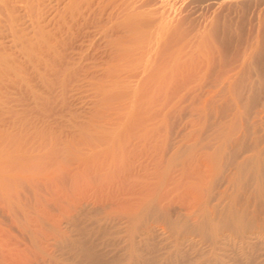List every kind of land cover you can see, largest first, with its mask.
Segmentation results:
<instances>
[{"label":"rangeland","instance_id":"374dc122","mask_svg":"<svg viewBox=\"0 0 264 264\" xmlns=\"http://www.w3.org/2000/svg\"><path fill=\"white\" fill-rule=\"evenodd\" d=\"M189 1L172 36L202 24L204 39L191 34L185 67L171 86L142 94L143 108L129 115L136 121L98 139L73 131L85 107L74 104L88 99L59 86V25L42 22L45 36L31 37L27 20L48 2L0 3V264H91L86 252L92 264H264V208L253 197L254 180L242 174L234 182L229 166L230 156L251 154L255 137L264 144V80L252 74L260 85L251 101L242 79L252 80V71L243 72L240 54L257 34L255 53L264 54V0ZM162 99L173 107L167 124L159 121ZM142 114L155 119L140 122ZM249 119L260 129L242 136ZM235 121L240 129L220 155V129ZM18 135L38 148V164L27 172L9 165L21 149L13 150ZM229 207L240 217L234 226L223 213Z\"/></svg>","mask_w":264,"mask_h":264},{"label":"bare ground","instance_id":"6f19581e","mask_svg":"<svg viewBox=\"0 0 264 264\" xmlns=\"http://www.w3.org/2000/svg\"><path fill=\"white\" fill-rule=\"evenodd\" d=\"M4 1L5 0H0V3ZM31 1L35 5H40V3L44 0ZM45 1H47L48 4L38 7L33 19L29 16L27 20V25L32 27L31 37L45 36V25H43L42 22L48 25H59V86H69V91L72 92V94L70 93V97L76 94L74 95L76 97L75 100L79 96H77V91H83L82 93H86L88 99L87 102H85L88 106L84 103H79L78 105L74 104V106H78V108L81 104L87 107L86 110H84L85 107L83 111H81V109L75 117L74 123L72 124L73 131L84 132L87 135L91 133V135H94V133H96L94 138L96 137L97 139V134H106V132L109 131L110 134H114L113 132H116L118 129L120 130V125L123 120H126L125 122L128 123L127 118H129V115L131 116L132 114L133 116L134 111H140L142 107L140 105L142 103L140 101L143 99L142 94H147L149 90L151 92V88L156 86H171L174 75L176 71H178V66L185 67V64L187 63L186 60L190 50V44L191 41H195L194 38L197 36L196 33H201L199 34L201 37H198L199 35L197 36V41H200V43L204 39L203 37H205V34L202 35V32H199L204 31L202 30L204 27L202 26L201 28L202 24L198 26L201 29L197 30V27L194 30L195 32L191 31L192 35L196 34L194 37L190 33V35H188L186 30L182 31V33L178 35L177 39L172 36V34L175 33L174 30L176 25L179 22L181 23L186 20V4L188 3V0ZM190 1L189 2L192 3V0ZM7 2L12 4V8H19L23 4V0H7ZM190 5L191 4H189V6ZM251 35L254 37V34ZM190 36L194 40H192ZM256 37H258V34L257 36L255 35V38L252 41L249 38V41L251 42L248 43V45L246 44V47L244 46L245 49L243 52H239L242 54L241 58L243 57V59H239L242 61L241 65H243V72H245L244 69L248 72L252 71L251 75L257 72V74H261V77L264 80V54L262 56H258L255 53L258 45V40H255L257 39ZM199 45L200 44H198V47H200ZM261 47H263V45ZM240 63L241 62L239 61V64ZM237 66L239 67L238 64ZM242 69L240 73L242 72ZM238 70H240V68H238ZM243 72V75L250 74L247 72L244 74ZM255 76L252 75V80H249L247 76H243V79L242 77L240 78V81L242 79V83L246 84L249 91V86H251V92L248 94L251 101H254L258 96L256 93H259L257 90L259 89L258 86L260 83L256 84L258 82L255 81L258 79H256ZM253 79L256 80L253 81ZM230 86L232 85L230 84ZM254 86L258 89L256 88L257 90H255ZM164 89L167 91L166 88ZM145 91L147 92L145 93ZM150 92L148 95L150 94L149 96L151 97V93L153 94L154 91ZM79 93L81 94V92ZM166 93L168 94V92ZM166 93L164 92V94ZM167 94L166 97L169 98ZM149 96L147 97L149 98ZM170 99H167V101L162 99L163 102L166 101V103H163L165 108L162 107L165 111H163V115L160 117L162 119L164 118L163 121L159 120L161 121V124L162 122H165L164 120L171 114L170 111L173 107L171 108L172 104ZM78 102L79 100H77V103ZM158 102V104H156L157 106H159L161 100ZM163 104L160 105L162 106ZM143 106H145V104ZM159 108L157 109L159 110ZM144 109H142V113L143 111L146 112ZM150 113L145 114L151 116L152 114ZM158 113L161 114L160 110ZM252 113H254V111ZM144 115H141L140 122H142V118L145 117ZM258 115L259 114H257V116ZM245 117L246 116H244V118ZM145 118L147 119V117ZM151 118L155 119L150 117V121L152 120ZM146 119H144L145 122ZM253 119L254 118H252V120ZM134 120L136 121V119H133V121ZM244 120L245 122L248 121L247 117ZM150 121L147 119L148 124ZM140 122L137 120L136 123L138 124ZM250 122L251 121L249 119V123ZM122 123H124V121ZM129 123L127 125H129ZM165 123L167 124V122ZM237 123L238 122L229 126V129L227 126L228 130L220 129L223 137H219H222L223 141L221 142L220 138L219 140L220 143L223 144L222 147L218 146V150L216 149L219 154H223V152H225L224 147L226 148V143L230 141L232 136L231 134L237 129H240L238 128ZM258 123L261 124V122L256 121L254 124L250 123L244 125L241 130L243 133L242 136H248L256 133V130L258 128L260 129V127H258ZM145 124L146 127H148V124ZM151 124L154 125V122ZM127 125H124L123 127L122 124V128L126 129ZM157 127L158 126L155 128L157 129ZM163 129H165L164 126ZM217 131L220 135L219 130ZM104 134L102 136L100 135V137H105ZM111 136H109V141H111ZM90 138H92V136ZM260 140L261 139L258 137H255L253 143L251 142L252 146L249 147V149L251 148L249 151H251L252 155L250 152L248 153L250 155L245 152L242 153V157L234 155L230 156L229 159L232 165L229 164V166L234 169V174L237 173V175L231 178L234 182L240 183L242 174H248L254 180L253 197L264 208V165L260 163L262 155L264 156V144L260 143ZM13 141V143H15L13 149L14 152L17 148L18 150L20 148L21 149L19 151L17 150L18 152H15L17 155H15L14 152L13 155L11 154L9 165H16L20 172H27L30 165L34 164L37 166L39 156H37L38 148L36 143L27 138V135H18L13 139ZM15 146L17 147L16 150ZM240 149L241 148H238L239 153ZM21 150L23 154L21 153L22 155H18ZM238 151L236 152L235 150L237 154H239ZM55 154L56 153L51 151L46 157H49V160H53ZM243 154H245V156ZM204 202L205 201H203V204ZM215 207H217V205H215ZM148 213L149 212L145 210V212H142V215L146 216ZM223 213L228 220V224L231 226H234L236 220H238L237 218H240L238 217V212L234 211L232 207L224 210ZM208 224L209 222L207 220L205 223L201 224L200 227L205 230L204 228H206ZM85 257L88 258L91 264L93 263V258L88 252H86Z\"/></svg>","mask_w":264,"mask_h":264}]
</instances>
